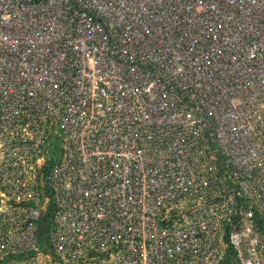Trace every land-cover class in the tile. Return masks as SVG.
<instances>
[{"label":"built area","instance_id":"obj_1","mask_svg":"<svg viewBox=\"0 0 264 264\" xmlns=\"http://www.w3.org/2000/svg\"><path fill=\"white\" fill-rule=\"evenodd\" d=\"M0 264H264V0H0Z\"/></svg>","mask_w":264,"mask_h":264},{"label":"bare ground","instance_id":"obj_2","mask_svg":"<svg viewBox=\"0 0 264 264\" xmlns=\"http://www.w3.org/2000/svg\"><path fill=\"white\" fill-rule=\"evenodd\" d=\"M86 57H87V55H84V56L81 57V59L85 61ZM69 72H70L69 78L72 79V80L76 79L75 76H74V73L71 70H69ZM90 80H91V78L89 79V81Z\"/></svg>","mask_w":264,"mask_h":264},{"label":"trees","instance_id":"obj_3","mask_svg":"<svg viewBox=\"0 0 264 264\" xmlns=\"http://www.w3.org/2000/svg\"><path fill=\"white\" fill-rule=\"evenodd\" d=\"M49 216H50V212L42 219V223L43 222H45L48 218H49ZM43 236L41 235V238H42Z\"/></svg>","mask_w":264,"mask_h":264}]
</instances>
